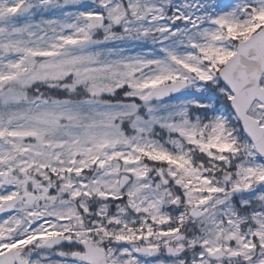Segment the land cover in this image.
<instances>
[{"label":"snow or ice","instance_id":"1","mask_svg":"<svg viewBox=\"0 0 264 264\" xmlns=\"http://www.w3.org/2000/svg\"><path fill=\"white\" fill-rule=\"evenodd\" d=\"M0 264H264V0H0Z\"/></svg>","mask_w":264,"mask_h":264}]
</instances>
